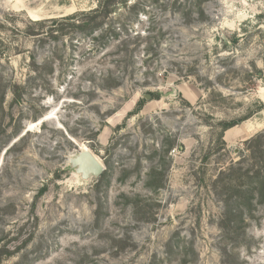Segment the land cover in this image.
<instances>
[{
	"label": "rangeland",
	"instance_id": "1",
	"mask_svg": "<svg viewBox=\"0 0 264 264\" xmlns=\"http://www.w3.org/2000/svg\"><path fill=\"white\" fill-rule=\"evenodd\" d=\"M103 2L0 0V264H264V205L220 229L264 147V0H117L92 36L33 25ZM86 148L100 184L68 169Z\"/></svg>",
	"mask_w": 264,
	"mask_h": 264
},
{
	"label": "trees",
	"instance_id": "2",
	"mask_svg": "<svg viewBox=\"0 0 264 264\" xmlns=\"http://www.w3.org/2000/svg\"><path fill=\"white\" fill-rule=\"evenodd\" d=\"M117 0H105L100 6L89 10L87 12L75 13L71 16H66L62 18H53L50 20H38L34 21L33 25L38 26V32L41 31L53 39H58L64 32V25L72 27L75 30L87 33L88 35H94L95 33L103 32L106 20L112 14L110 6ZM125 5L131 0H120ZM158 2L159 0H153ZM204 1L206 0H196L195 5L198 7V11L201 16H205ZM68 23V24H67ZM118 83L114 85L117 87ZM113 87V86H112ZM13 102L20 103L22 101L23 95L25 94L26 87L19 84H14L12 86ZM5 102V87L0 86V108H2ZM143 101H140L137 109H141ZM234 123L229 124L233 126ZM264 135H259L258 139H261ZM257 149V150H256ZM257 153V154H256ZM253 155L256 157L258 165L256 170L253 172H247L245 178L247 182H242L246 188L242 190L240 186L234 191V198L226 199V210L220 222V229L226 237H231L233 227H236L239 223H243L244 215L246 212H251L257 204L264 205V147L255 148ZM223 172L221 173V175ZM106 172L98 179L99 184L104 182L106 179ZM154 176V177H153ZM153 177V178H152ZM156 173L151 174V180L147 183L149 187H153L155 191L162 187V184L156 183ZM46 188H43L40 193H44ZM256 201V202H255ZM231 239V238H230Z\"/></svg>",
	"mask_w": 264,
	"mask_h": 264
},
{
	"label": "water",
	"instance_id": "3",
	"mask_svg": "<svg viewBox=\"0 0 264 264\" xmlns=\"http://www.w3.org/2000/svg\"><path fill=\"white\" fill-rule=\"evenodd\" d=\"M179 92L174 89L173 96H177ZM151 94H145L144 100H152ZM68 169L78 175L80 183H89L93 179L100 178L105 172V166L101 161L88 149H80L76 155L68 157Z\"/></svg>",
	"mask_w": 264,
	"mask_h": 264
},
{
	"label": "bare ground",
	"instance_id": "4",
	"mask_svg": "<svg viewBox=\"0 0 264 264\" xmlns=\"http://www.w3.org/2000/svg\"><path fill=\"white\" fill-rule=\"evenodd\" d=\"M78 176V175H77Z\"/></svg>",
	"mask_w": 264,
	"mask_h": 264
}]
</instances>
